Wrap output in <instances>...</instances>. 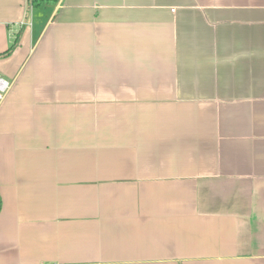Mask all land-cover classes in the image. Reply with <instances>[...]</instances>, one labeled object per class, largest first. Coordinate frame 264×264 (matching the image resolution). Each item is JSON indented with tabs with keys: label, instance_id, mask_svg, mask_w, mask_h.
Instances as JSON below:
<instances>
[{
	"label": "crops",
	"instance_id": "1",
	"mask_svg": "<svg viewBox=\"0 0 264 264\" xmlns=\"http://www.w3.org/2000/svg\"><path fill=\"white\" fill-rule=\"evenodd\" d=\"M47 6L0 0V264H264V0Z\"/></svg>",
	"mask_w": 264,
	"mask_h": 264
},
{
	"label": "trees",
	"instance_id": "2",
	"mask_svg": "<svg viewBox=\"0 0 264 264\" xmlns=\"http://www.w3.org/2000/svg\"><path fill=\"white\" fill-rule=\"evenodd\" d=\"M58 0H29V5L33 7H39L50 2H57ZM19 44V39L16 40L14 45L7 51L6 55H10L14 52L16 46Z\"/></svg>",
	"mask_w": 264,
	"mask_h": 264
},
{
	"label": "built area",
	"instance_id": "3",
	"mask_svg": "<svg viewBox=\"0 0 264 264\" xmlns=\"http://www.w3.org/2000/svg\"><path fill=\"white\" fill-rule=\"evenodd\" d=\"M29 2V0H28ZM11 83L0 76V101H3L5 96L11 89Z\"/></svg>",
	"mask_w": 264,
	"mask_h": 264
},
{
	"label": "rangeland",
	"instance_id": "4",
	"mask_svg": "<svg viewBox=\"0 0 264 264\" xmlns=\"http://www.w3.org/2000/svg\"><path fill=\"white\" fill-rule=\"evenodd\" d=\"M48 5V4H47ZM46 4L39 6V7H35L34 11H32V14L34 13V17L37 18V15H39L40 13H42V11H47V13L49 14L51 12V8L47 9L48 7Z\"/></svg>",
	"mask_w": 264,
	"mask_h": 264
}]
</instances>
